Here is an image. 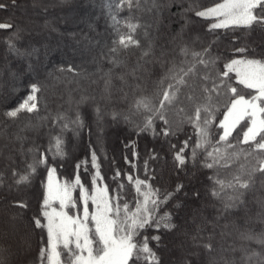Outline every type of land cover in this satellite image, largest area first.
Instances as JSON below:
<instances>
[{
	"label": "trees",
	"instance_id": "16d2710c",
	"mask_svg": "<svg viewBox=\"0 0 264 264\" xmlns=\"http://www.w3.org/2000/svg\"><path fill=\"white\" fill-rule=\"evenodd\" d=\"M33 1L31 8L37 11V16L46 24L43 29L26 24L23 15L17 10L19 5L30 8L28 3ZM43 1L15 0L13 4L12 0H0L6 5L0 9V23L14 26L0 29V48L4 46L3 59L6 60L0 64V135L10 137L5 145L6 153L18 151L12 148L16 143L11 138L16 124L40 121L37 133H24L26 139L23 151L19 150L20 154L16 155L7 154L0 161V173L3 175L0 184V209L3 211H0V216L5 218V211H19L15 217L19 228H16V235L11 238L18 237L29 248L28 256L13 261V264H41L40 249L47 247V229L36 228L33 217L39 215L47 169L45 166L38 167L30 182L21 185L15 183L18 176L12 175L13 170L19 174L25 173L27 164L44 153L49 157V163L56 168L55 175L60 181L71 185L78 174L85 189L91 192V178L96 170L91 165L92 151L96 152L103 178L97 182L107 185L111 196L118 191V185L124 184L121 203L127 201L131 207H134L137 194L134 184L127 181V174L148 180L154 188L160 189L161 195L174 192L177 184L183 185L160 209L161 214L171 213L172 223L176 227L171 231L149 229L143 233L149 237H161L158 247L155 242H150L160 257V264L175 261L176 258L172 259L175 252L173 247L178 248L183 233L202 246L199 252L190 247L185 248V264H264V173L254 171L264 162V151L255 150L253 143H241L247 119L241 121V125L229 137L231 148L223 143L219 145L221 152L228 154V159L222 161L227 166L213 169L203 167L205 156L202 150H198L195 162L189 160L183 168H177L173 159L174 153L189 137V150L185 155L191 156L190 149L195 144L196 135L188 118L194 116L196 107L207 104L215 109L210 130L215 145L222 134L216 125L223 117L225 105L233 98L228 88L235 87L239 95H251L254 92V89L240 84L233 71L223 78L226 86L216 91L213 89L214 85L220 84V74L227 70L224 66L229 58L252 56L264 60V25L210 30L212 18L197 17L195 13L218 0H157L158 16L151 14L148 6H145L148 0H140L139 7H133L131 12L125 8L118 16L121 21L130 19L132 23L140 25L135 33L140 47L118 49L116 53H111L109 49L114 35L105 0H90L89 3L88 0H60L48 6ZM90 4H95L101 16H89ZM71 12L80 16L73 17ZM147 22L158 28L156 36L149 32ZM17 28L21 29V39L16 41L17 48L29 53L36 49L32 55H17L8 49L7 39ZM142 29L145 34H142ZM121 31L127 33L128 29L121 25ZM241 47L246 48L247 52L235 51ZM182 48H187L186 56L181 53ZM149 49L150 54L144 56L143 52ZM204 49L209 51L204 53ZM194 52L201 53V56L194 57ZM201 58L205 61L214 60L215 63L207 66L199 64ZM113 59L118 61L115 63L117 65L112 62ZM69 65L74 71H68ZM173 65L184 67L185 70L195 65V71L186 78L187 84L180 86L177 101L163 109L169 124L179 129L175 136L165 137L161 133L165 124L158 119L156 110L160 108L163 91L169 83H175L169 73ZM16 77L21 82L19 87L12 90L11 84ZM33 83L40 89L36 93L37 110L31 113L21 111L16 118L5 116L4 113L18 107L31 94L30 85ZM80 95L83 98L77 103ZM92 97L95 99L91 100ZM141 98L147 99L151 112L136 107V101ZM95 112L99 118L103 116L101 121L112 123L110 130H103L100 135L92 128ZM149 115L153 117L156 134L140 131ZM103 126L104 123L98 124L100 129ZM57 137L63 142L64 154L53 161L52 153L46 150L50 146L55 150ZM172 145L176 146L175 149ZM37 147L39 152L27 151ZM82 161H87V164L77 168ZM117 170L120 177L113 179ZM237 175L243 179L251 175L252 182L249 188L242 190L243 194L233 206L226 208L231 190H226L220 197L213 196L211 190L214 182L209 178L228 182ZM149 177L152 179L149 180ZM70 192L75 207L69 204L66 211L79 213L82 208L81 190L75 187L70 188ZM17 201H23L28 207L22 209L16 206ZM192 212L198 217H192ZM1 218L0 258H3L5 249L16 250V243H12L8 237L12 233L1 222ZM42 223H46V220H42ZM3 228L7 230L5 236L1 235ZM204 244H211V250L203 247Z\"/></svg>",
	"mask_w": 264,
	"mask_h": 264
},
{
	"label": "snow or ice",
	"instance_id": "6c2138e0",
	"mask_svg": "<svg viewBox=\"0 0 264 264\" xmlns=\"http://www.w3.org/2000/svg\"><path fill=\"white\" fill-rule=\"evenodd\" d=\"M152 2L153 7L158 8L157 0H152ZM12 3L15 4V0H12ZM139 6L140 0H105L107 15L110 18L114 35L111 41L112 47L109 49L111 53H116L118 49L140 47V41L135 38L136 30L140 25L132 23L130 19L123 21L118 19L119 13L125 8L131 12L133 7ZM5 7L4 3H0V9ZM195 15L205 19H215L216 22L209 26L210 30L239 26L251 28L253 25H264V0H220L211 7L196 11ZM121 25L128 29L127 33L121 31ZM13 27L11 23H0V29H11ZM20 32L21 29L17 28L8 37V49L17 55H32L36 49L29 53L21 52L17 48L16 41L21 39ZM208 51L209 49H204V53ZM235 51L246 53L247 49L241 47L235 49ZM181 53L186 56L188 54L187 48H182ZM149 54L150 49L143 52L144 56ZM192 55L200 57L201 53L194 52ZM112 62L114 64L118 63L115 59ZM198 63L207 66L209 63H215V61H205L201 58ZM224 67L227 70L220 74L221 82L214 85L213 91L226 86L223 78L228 77L229 72L236 71L240 77V84L248 89H255L256 94L246 99L243 95L237 93L235 87L228 88V91L233 94V98L225 105L226 111L223 114V119L216 125L222 129V134L219 135V140L215 141V145L212 143L210 131L215 119V109L207 104L196 107L194 116L188 118V122L195 130L196 141L190 149V157H187L185 153L189 150L191 137L183 141L182 146L174 153L173 159L177 168H183L189 160L195 162L198 150H202L205 156L203 167L213 169L218 166H227L222 164V161L228 159V154L227 152H221L219 145L223 143L231 148L229 137L232 136L237 126L241 125V121L246 119L250 121V124L246 125V130L243 131L241 143H253L255 150L264 151V60L233 59L226 63ZM241 67L244 69L243 72H240ZM29 70L31 71V65H29ZM68 71H74L71 65L68 66ZM194 71L195 65L188 67L186 70L184 67H177L176 65L169 69L170 79L174 80L175 83H169L163 91V98L159 102L160 108L156 110L158 119L165 124V127L161 130L165 137L175 136L179 129L173 128L169 124L163 114V109L177 101L180 86L187 84L186 78L192 75ZM30 88L31 94L27 96L24 102L4 113L5 116L16 118L21 111L31 113L37 110L36 93L40 89L35 83L31 84ZM217 94L219 95L218 92ZM188 99L191 100L192 97L189 96ZM136 107L138 109L142 107L149 112L152 111L146 98L138 99ZM140 131H152L153 134H156L153 128L152 115L147 117L144 127ZM16 139L22 141L26 137L17 135ZM62 143V140L57 137L55 150L53 151L51 146L46 150L52 153L51 159L53 161L58 157H63ZM171 147L175 149L176 146L172 145ZM210 147L211 150H209ZM27 151L29 153L39 152V147L29 148ZM133 155L136 154L133 153ZM152 158L154 159L155 156ZM125 159L127 160V157ZM86 164L87 161H82L81 164L77 165V168ZM91 165L96 169L91 178L92 184L95 185L98 180L103 179L99 171L95 151L91 153ZM40 166H45L47 169V182L44 184L45 191L39 215L33 217V223L36 228L47 229V247L40 249L39 259L41 264H45V261L47 264H65L62 257L66 258V264H160V257L154 248L150 246V242H155L158 247L161 237L159 235L149 237L143 235V233L149 229L157 232L161 229L171 231L176 227L172 223L171 213L163 212L161 214L160 209L172 199L175 192H179L183 188L182 184H177L174 192H165L161 195L160 189L154 188L148 180H142L132 174H127L126 179L130 184H134L137 194L133 202L134 207H131L127 201L121 203L124 184L118 185V191L112 196L109 195L107 185L97 188L96 194L89 196L88 189L84 188L78 174L71 185L68 182L63 185H54L53 177L56 168L49 163V157L44 153H40L38 159L27 164L25 173L19 174L16 170H13L12 175L14 177L18 176L15 183L21 185L30 182V178L36 174L37 168ZM132 166L135 167V165ZM145 169L147 170V162H145ZM254 171L264 173V162H261L259 168ZM119 177L120 172L117 170L113 179ZM148 179L150 180L152 177ZM209 179L214 182L211 190L213 196L220 197L226 190H231L232 195L227 198L226 208L233 206L234 202L243 194L242 190L249 188L252 182L251 175L248 179H243L237 175L228 182L214 177ZM2 182L3 175L0 173V184ZM75 187H79L81 190L80 194L83 200L82 218L69 216L63 211L69 204L75 207V202L72 201L70 194V188ZM89 199L97 205V211L92 215H90L88 209ZM54 200L59 201L61 211L52 208ZM15 204L22 209L28 207L23 201H17ZM89 219L95 224L94 234H91L92 229L88 227L87 222ZM42 220H46V223H42ZM203 247L211 250L212 246L211 244H204Z\"/></svg>",
	"mask_w": 264,
	"mask_h": 264
},
{
	"label": "rangeland",
	"instance_id": "374dc122",
	"mask_svg": "<svg viewBox=\"0 0 264 264\" xmlns=\"http://www.w3.org/2000/svg\"><path fill=\"white\" fill-rule=\"evenodd\" d=\"M60 0H44L42 3L45 5V6H48V5H55V4H57L58 2H59ZM90 2V0H88V3ZM216 2H220V0H218V1H216ZM216 2H214V3H216ZM20 3H22L21 1H20ZM28 3V2H27ZM42 3H40L39 5L40 6H42ZM214 3H212V4H209V5H206V6H204V7H202V8H200L199 10H203V9H205V8H208V7H211V6H213V4ZM29 5H30V8H25V6L23 5L22 7H20V5L17 7V10H19L20 11V14L21 15H23V17H24V19L23 20H25V22H26V24L28 23V25H31L32 27H35V28H38V29H43V28H45L44 26L46 25L45 24V22H43V20L39 17V16H37V11L35 10V11H33V8H31V7H33V5H34V1L32 2V3H28ZM22 5V4H21ZM145 6H148V8L147 9H149L150 10V13L151 14H153V15H155V16H158L159 14H160V12H159V10H158V8L157 7H153V2H152V0H148V1H146V3H145ZM95 11V12H94ZM98 11V9L96 8V6H95V4H90V6H89V8H88V13L90 14L89 16L91 17H94V18H97V17H99V16H101L100 15V12H97ZM97 12V13H96ZM71 14L73 15V17H75V16H80V15H78V14H76L75 12H71ZM72 15H70V16H72ZM83 16V15H82ZM85 16V15H84ZM31 17H32V20H34V21H32L31 20ZM91 17V18H92ZM79 19H84L83 17H80ZM28 20V21H27ZM32 21V22H31ZM216 22V20L215 19H211V24L212 23H215ZM30 23V24H29ZM147 26L149 27V32L153 35V36H156V31L158 30V28H155V27H152V26H154V24L153 25H151V23H149V22H147ZM142 34H145V31H144V29H142ZM157 38V37H156ZM4 46L2 47V48H0V64L2 65L3 64V61H4V59H3V56H4ZM233 59H258V58H256V57H252V56H233V57H231V58H229L228 60H227V62L226 63H228V62H230L231 60H233ZM151 60V59H150ZM6 61V60H5ZM4 61V62H5ZM115 65H117V64H115ZM115 65H113V66H115ZM139 68V67H138ZM140 69V68H139ZM243 67H241L240 68V72H243ZM139 71V70H138ZM234 73H235V75H236V77L238 78V79H240V77H239V74H238V72H236V71H233ZM20 78H18V77H16L13 81H12V84H11V86L13 87V88H11L12 90H14L15 88H17V87H19V85H20ZM106 93H107V90H106ZM47 94H48V92H47ZM256 94V90L254 89V92L251 94V95H243L246 99H249L252 95H255ZM240 95H242V94H240ZM82 98H83V96L82 95H80V98H79V100H77V103L78 102H80L81 100H82ZM95 99V97H92V99L91 100H94ZM226 111V110H225ZM105 115L106 116H109L108 115V113L107 112H105ZM93 118H92V128H93V130H95V133L96 132H98L99 133V135L103 132V130H105V131H108V130H110V128H111V126H112V123L110 122V121H101V120H103V116L102 117H100L99 118V115L97 114V112H95V114L92 116ZM223 119V117L221 118V120ZM248 121V120H247ZM99 123H104V126L102 127V129H100V127H98V124ZM248 124H250V121H248L247 122V124L246 125H248ZM39 127H40V121L39 120H35V121H33L32 123H18V124H16V129H15V131H14V133H13V135H12V139L14 138V140H15V142H14V144L16 143V145L14 146L13 145V149H16L17 148V150L18 151H15V150H13L12 152L16 155V154H20V151L19 150H21L22 148H24V141H25V139L24 140H17L16 139V137H17V135H19V136H21V137H24L25 136V132H31V133H33L32 135H34V133H37V131L39 130ZM246 130V127H245V129H244V131ZM221 131H222V129H221ZM107 133V132H106ZM1 134V133H0ZM99 135L98 136H96L97 138L99 137ZM8 139L10 140V137L9 136H3V135H0V161H2L3 160V158L5 157V156H7V154H12L13 155V153H6L7 152V150H5V148H6V146L5 145H7L6 144V142L8 141ZM100 140V139H99ZM9 146V145H8ZM11 148V149H12ZM8 158V157H7ZM47 182V176H46V179H45V183ZM65 182H63V181H60L59 179H58V177L56 176V175H54V177H53V184L54 185H57V184H59V185H63ZM104 185L101 183V182H97L95 185H93V189L91 190V192H88V194H89V196H91V195H94V194H96V189L97 188H102ZM85 188V187H84ZM44 190H45V188H44ZM70 194H71V192H70ZM110 195V194H109ZM111 196V195H110ZM81 200H82V198H81ZM67 203V202H66ZM52 208H55L57 211H61V209H60V205H59V201L58 200H54L53 202H52ZM88 209H89V213H90V215H92V214H95L96 213V211H97V205L96 204H94L92 201H91V199H89V201H88ZM51 210V209H50ZM0 211H3V209H0ZM5 211V210H4ZM63 211L64 212H66L69 216H73V217H76V216H79V217H83V200H82V208H81V212H79V213H77V211H75V212H72V211H66V207L63 209ZM4 213V215H6L5 216V218L4 217H2L1 218V216H0V218H1V222L2 223H4L5 225H7L8 227H6L7 229H8V231L9 232H11L12 233V236L9 234V238H10V240H12V243H16L15 245H16V250H10V251H8V249H5V251H6V253H5V255L3 256V258H0V264H13V261H16V260H18V259H20V260H22L23 258H25L26 256H28V254L29 253H27V251H29V248H28V246H27V244H25L23 241H21V240H19V238L17 237V238H11V237H13L14 235H16V228H19V227H17V226H19L17 223H18V221H17V219L15 218L17 215H18V213H19V211L18 210H16V211H12V212H10V213H7V211H5V212H3ZM192 217H194V218H197L198 217V215H195V213L194 212H192ZM199 220H200V218H198ZM199 220H197V221H199ZM88 223V227L90 228V229H92V233L91 234H94V228H95V224H94V222L93 221H91L90 219H89V221L87 222ZM210 226V225H209ZM5 230V231H4ZM6 229L5 228H3V230H2V232H1V235H6ZM182 238H181V243H179V246H178V248H177V246H174L173 247V250L175 251L174 252V254H173V258L172 259H174V258H176V259H174L175 261H172V262H168V263H170V264H175V262L177 263V264H185V257H184V255L186 254L185 253V248L186 247H190V248H193L194 249V251H197V252H199L198 251V249L201 251L202 250V246H201V244L199 243V242H197V241H192V239H191V236H189L188 234H181L180 235ZM197 237H198V235H196ZM20 242V243H19ZM179 242V241H178ZM13 244H11V246H12ZM180 246H181V249H180ZM4 247V246H3ZM3 247H2V249H3ZM180 249V250H179ZM4 251V252H5ZM178 251V252H177ZM85 255H86V253H85ZM169 256V255H168ZM197 256V255H196ZM169 257H172V256H169ZM168 257H166L165 259H167ZM62 259H64L63 257H62ZM194 259H195V257H194ZM65 260V264H66V259H64ZM168 260H170L169 258H168ZM195 261H196V259H195ZM46 264H47V262H46Z\"/></svg>",
	"mask_w": 264,
	"mask_h": 264
}]
</instances>
